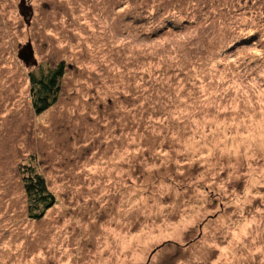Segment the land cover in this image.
Listing matches in <instances>:
<instances>
[{
    "label": "rangeland",
    "instance_id": "rangeland-1",
    "mask_svg": "<svg viewBox=\"0 0 264 264\" xmlns=\"http://www.w3.org/2000/svg\"><path fill=\"white\" fill-rule=\"evenodd\" d=\"M21 1L0 0V264H264V0H24L29 23ZM58 64L36 114L27 75ZM21 165L55 195L37 220Z\"/></svg>",
    "mask_w": 264,
    "mask_h": 264
},
{
    "label": "trees",
    "instance_id": "trees-1",
    "mask_svg": "<svg viewBox=\"0 0 264 264\" xmlns=\"http://www.w3.org/2000/svg\"><path fill=\"white\" fill-rule=\"evenodd\" d=\"M63 65L28 73L29 95L34 113L39 114L49 108L57 99ZM23 188L29 201V217L34 220L44 216L46 210L55 203V195L47 186L44 176L32 165H21Z\"/></svg>",
    "mask_w": 264,
    "mask_h": 264
},
{
    "label": "water",
    "instance_id": "water-1",
    "mask_svg": "<svg viewBox=\"0 0 264 264\" xmlns=\"http://www.w3.org/2000/svg\"><path fill=\"white\" fill-rule=\"evenodd\" d=\"M20 7H21L20 10L21 15L25 18L26 23H29L31 8L25 6L24 0L21 1ZM28 11H29V18H26V14ZM18 57L22 59L25 62V64H28V62H31L32 65L36 64V60L34 59V55H33L32 45L30 42L18 50Z\"/></svg>",
    "mask_w": 264,
    "mask_h": 264
}]
</instances>
